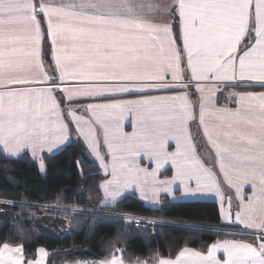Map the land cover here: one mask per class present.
I'll use <instances>...</instances> for the list:
<instances>
[{
	"label": "snow or ice",
	"instance_id": "obj_1",
	"mask_svg": "<svg viewBox=\"0 0 264 264\" xmlns=\"http://www.w3.org/2000/svg\"><path fill=\"white\" fill-rule=\"evenodd\" d=\"M156 15H171L172 20L157 21ZM45 31L58 79L44 68ZM193 82L199 93L195 102L188 92ZM221 82L264 87V0H0L3 152L18 156L30 149L36 157L69 139L57 91L67 101L138 93L137 99L88 104L87 116L68 109L78 135L111 173L102 185L104 202L115 203L125 189L137 186L141 196L150 194L158 203L161 192L174 195L179 180L184 193L217 194L225 221L255 230L245 233L252 242L225 240L207 253L184 248L175 259L156 257L155 264H264V91L232 92L236 107L218 106ZM151 91L176 94H144ZM129 116L134 117L133 130L126 132L123 122ZM193 121L215 151L223 182L235 189V212L221 178L197 152ZM101 136L110 162L101 154ZM169 141L175 142L174 151L168 150ZM142 156L154 161L155 168L142 167ZM39 161L43 170L42 156ZM169 162L175 176L159 180L160 169ZM220 250L223 260L217 256ZM39 253L40 259L25 261L22 246L3 243L0 264H45L46 250ZM93 264L125 262L112 255Z\"/></svg>",
	"mask_w": 264,
	"mask_h": 264
},
{
	"label": "trees",
	"instance_id": "obj_2",
	"mask_svg": "<svg viewBox=\"0 0 264 264\" xmlns=\"http://www.w3.org/2000/svg\"><path fill=\"white\" fill-rule=\"evenodd\" d=\"M42 27L46 28L43 20ZM42 47L44 60L54 70L46 31ZM44 162L45 172H41L28 152L9 157L0 150V245L22 246L25 259L45 248L46 264H93L121 251L125 262L136 264L175 257L185 247L207 252L213 243L229 237L253 239L246 232L230 231H239L240 226L223 222L215 200L173 201L162 195L160 206L151 207L135 194H127L104 205L101 182L107 173L79 140L45 154ZM118 214L167 222L137 227Z\"/></svg>",
	"mask_w": 264,
	"mask_h": 264
},
{
	"label": "crops",
	"instance_id": "obj_3",
	"mask_svg": "<svg viewBox=\"0 0 264 264\" xmlns=\"http://www.w3.org/2000/svg\"><path fill=\"white\" fill-rule=\"evenodd\" d=\"M154 2L155 3H171V0H154ZM155 18L157 19V21H170V20H172L171 15H156ZM174 22L175 21H173V31L176 32L175 23ZM177 44L182 46V39H177ZM43 61H44V68L47 71L48 75L50 77H52L53 79H58V71H54L53 70V72H52L51 68L48 66V64L44 60V57H43ZM53 61H54V58H53ZM169 79H170V77H169ZM234 83L243 84L244 82H227V83L226 82H221L218 85V89L219 90L216 93V103H217L218 106H227V107H230V108H235L236 107V104L234 102L235 98L231 97L229 95L232 92H240V91L260 92V91H264V87H260V86H252V87L230 86V85H232ZM39 86H45L46 87L47 85L42 83ZM188 92H189V95H190L191 99L194 102L198 100L199 93L195 92V84H194V82L189 85ZM144 94L152 95V96L174 95V94H176V91H151V92H147V93H144ZM55 95L57 96V99L61 101V107L65 111L64 119H65L66 122L69 123L70 136H69V139L67 141H65L62 144H60L59 146L53 148V150L51 152H49L47 149H45L43 152L38 153V155L36 157H34L32 155V152H31L30 149H24L18 155V156H20L23 153L28 152L31 155V157L38 162L39 168H40L39 156H42L43 159H44V155L45 154L56 153L59 150H61L69 142L76 141V140H79V141H81L84 144V146L86 147V149L89 152V154L97 161V163L100 166L99 160L92 154L91 150L87 147V144L84 141L83 137H80L78 135L77 129L75 127V122L72 121L71 117L67 114L68 113V109L69 108L75 109V111L77 112L78 115H86L87 116V115H89V113L86 111V106L88 104L105 103V102H108L111 99H121V100L137 99V98H139L140 94H138V93L106 94L107 99H104V98L77 97V98H73V100H71V101H67L63 97V94L61 92H59V91H57L55 93ZM81 103H83V104H81ZM80 105H84V106H80ZM133 120H134V117L129 116L123 122L124 131L131 132L133 130ZM190 128H191V131H192V134H193V140H194V143L196 144L198 154L200 155L201 159L204 160V162H205V164L207 166L213 168V170L217 172V175L221 178V188L223 189L224 196L226 198H228V197L232 198V210H233V212L237 211L238 210V208H237L238 200H237V197H236V194H235V189L229 187L225 182H223L222 173H220V171H219V165H218V162H217V159H216L215 151H214V149L211 148L210 144L207 142V138L203 135L202 127L198 125V121H193L192 124L190 125ZM0 150H2V146H0ZM168 150L169 151H174L175 150V142L174 141H169ZM100 151H101V154L105 156V160L110 162L111 156H110V154H108L107 145L105 143H103L102 136H101ZM5 154L7 156H9L7 153H5ZM18 156H9V157H18ZM139 163H140V165L142 167L149 169V171H151L152 169L155 168L154 161H150L146 156H142L139 159ZM101 169L105 173H107V177L104 180L111 179V173L110 172H106L102 167H101ZM167 169H168V171L166 173H163ZM40 170H41V172H45V162H44L43 170L41 168H40ZM175 174H176L175 173V168L169 162L168 164L164 165L163 168L160 169V171L158 173V177L167 175V177L171 179L173 176H175ZM104 180L101 182V190L103 192L102 203L104 205H112L114 203H111V202L105 203L104 202L106 200L105 195H104V190H103V187H102V185L104 183ZM176 183L177 184L173 186L174 195L170 194L173 201L195 200V199L215 200L218 203V205H219L220 213H221V217H222L223 222H225V223L227 222L223 218L222 206H221L220 198H219V196L217 194L209 193V192H201V193H195V194L184 193L182 182L177 180ZM190 184H191V187L195 188L196 185H195V181L194 180L191 181ZM131 191H133L141 200H143L146 205L151 206V207H159L160 204H161L160 203V200H161V196L160 195L165 193V192H161L160 193L159 198H158L159 202L157 203L156 201L150 199V197L148 199H145L143 196H141L140 190H138V189H135V190L131 189ZM245 193L248 194V195L251 194V185H247L245 187ZM125 194H126V192H125ZM175 194H177V195H175ZM123 195L124 194L122 193V195L117 198L115 203L119 199H121L123 197ZM227 207H228V204H227V199H226L225 203L223 204V208L226 209ZM227 223H229V222H227ZM229 224H231V223H229ZM239 231L251 233V232H254L255 230L243 229L242 226H240V230ZM225 240H237V241L252 242L251 240H249L248 238H245V237H229V238H226V239H223V240H219L217 242H222V241H225ZM217 242H215V243H217ZM215 243H213V244H215ZM185 248H190L192 250L199 251V250H197L195 248H192V247H185ZM183 249H181L180 251H182ZM199 252H201V251H199ZM204 253H207V252H204ZM178 255H179V253H178ZM217 256H218V258H220L222 260L226 258L223 250H220V252L217 253ZM24 259H25V257H24ZM38 259H40V258L37 257V258L32 259V260L25 259V261H33V260H38ZM45 264H46V260H45ZM71 264H91V263L85 262V261H80L78 263H71Z\"/></svg>",
	"mask_w": 264,
	"mask_h": 264
},
{
	"label": "rangeland",
	"instance_id": "obj_4",
	"mask_svg": "<svg viewBox=\"0 0 264 264\" xmlns=\"http://www.w3.org/2000/svg\"><path fill=\"white\" fill-rule=\"evenodd\" d=\"M51 71L53 72V69H51ZM81 104H83V103H81ZM80 106H84V105H80ZM158 179L159 180H165V179H170V178H168L167 177V175H164V176H159L158 177ZM106 180H108V179H106ZM105 181V180H104ZM177 183H175L174 185H176ZM173 185V186H174ZM131 189L132 190H135V189H138L139 190V188L137 187V186H132V187H129V188H127V189H125L124 191H123V196H125V195H127V194H135L133 191H131ZM125 192H126V194H125ZM129 192V193H128ZM136 195V194H135ZM162 195H167V196H169V198L172 200V198H171V195L170 194H168V193H163V194H161L160 196L162 197ZM175 195H177V194H175ZM137 196V195H136ZM138 197V196H137ZM149 197H150V199H152L151 198V195L149 194ZM160 203H161V200H160ZM57 208H59V209H65V210H73V211H77L75 208H73V209H68V208H63V207H57ZM103 214H106V215H117V214H114V213H112V212H102ZM119 216H122L123 218H125L128 222H130V224H134L135 226H141V227H146V226H150V228H152L153 227V225H156V224H161V223H165V222H167L166 220H164V219H159V218H151V217H143V216H135V215H124V214H118ZM227 223V222H226ZM228 224V223H227ZM230 231H232V232H242V231H236V230H230ZM247 233V232H246ZM9 245H11V244H9ZM12 246H18V245H12ZM39 249H41V248H39ZM39 249L37 250V253H36V255H35V257H33L32 259H35V258H37V257H39L40 258V253H39ZM43 249H45V248H43ZM46 250V249H45ZM46 252H47V256L45 257L46 259V262H47V259H48V256H49V252L46 250ZM117 256H121L122 257V253H121V251H119L117 254H116ZM161 258H171V259H175L176 258V256L175 257H161ZM32 259H28V260H32ZM155 260H156V258H154V259H151V260H149V261H147L148 262V264H155ZM125 262V261H124ZM125 264H129V263H127V262H125ZM135 264V263H134Z\"/></svg>",
	"mask_w": 264,
	"mask_h": 264
}]
</instances>
